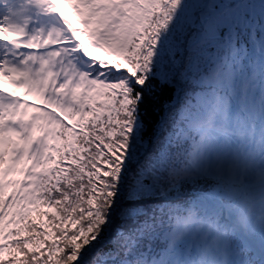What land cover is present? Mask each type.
Returning a JSON list of instances; mask_svg holds the SVG:
<instances>
[{"label": "snow or ice", "instance_id": "1", "mask_svg": "<svg viewBox=\"0 0 264 264\" xmlns=\"http://www.w3.org/2000/svg\"><path fill=\"white\" fill-rule=\"evenodd\" d=\"M4 78L0 264H264V0H0Z\"/></svg>", "mask_w": 264, "mask_h": 264}, {"label": "rangeland", "instance_id": "2", "mask_svg": "<svg viewBox=\"0 0 264 264\" xmlns=\"http://www.w3.org/2000/svg\"><path fill=\"white\" fill-rule=\"evenodd\" d=\"M4 88L5 92H16V95L21 97V98H25L23 97V93L16 90L9 82V80L7 78L3 79L2 85H0ZM26 99H28V101L30 103L34 102L33 99L31 97H26Z\"/></svg>", "mask_w": 264, "mask_h": 264}, {"label": "trees", "instance_id": "3", "mask_svg": "<svg viewBox=\"0 0 264 264\" xmlns=\"http://www.w3.org/2000/svg\"><path fill=\"white\" fill-rule=\"evenodd\" d=\"M95 56V58L98 60L100 58H104L105 60H108L109 62H111V58L107 57V56H103L102 54H93ZM34 101V100H33ZM35 102V101H34ZM7 258V257H6Z\"/></svg>", "mask_w": 264, "mask_h": 264}]
</instances>
